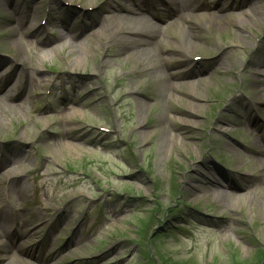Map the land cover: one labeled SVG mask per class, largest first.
Instances as JSON below:
<instances>
[{
  "label": "rangeland",
  "instance_id": "rangeland-1",
  "mask_svg": "<svg viewBox=\"0 0 264 264\" xmlns=\"http://www.w3.org/2000/svg\"><path fill=\"white\" fill-rule=\"evenodd\" d=\"M121 1L0 0V264H264V154L248 149L264 148V91L250 76L264 80V8L240 29L254 0L223 13L222 0H198L209 10L187 57L188 21L136 0L169 24L152 59L188 75L174 89L108 24ZM216 171L230 185L205 184Z\"/></svg>",
  "mask_w": 264,
  "mask_h": 264
},
{
  "label": "bare ground",
  "instance_id": "bare-ground-1",
  "mask_svg": "<svg viewBox=\"0 0 264 264\" xmlns=\"http://www.w3.org/2000/svg\"><path fill=\"white\" fill-rule=\"evenodd\" d=\"M229 0H222L221 3L218 5V9L220 13H223L225 11H230V10H238L241 8L242 5L234 2L235 0L230 1L231 5L227 6V2ZM142 2H144L142 0ZM161 5L164 6V8L166 7H171L170 10L171 12H173L175 15H180L179 20L180 21H188V24H190L191 26L190 29H184V31L182 32V36H181V40H180V49L181 51L187 56H191L190 53H192L193 49L197 46V40H195V34L194 31L191 30L192 26H196L197 24L195 23V21H193L195 18H197L199 21H201V17H203L200 13V11L203 10H209V8L207 7H202L198 4V0H161ZM87 4H92V0H88ZM252 8H250V10H240V13L238 15V17L235 19L234 23L239 25V28H243L244 26H246L247 24H249V22H252L253 24L255 23V20L253 19V12L254 9H258V10H262V8H264V2L263 0H254V3L251 4ZM142 5L140 3H138V1L136 0H128V2L124 3V2H120L118 4H116V6H113L110 14L108 15L107 19H108V24H110L111 28L116 31L118 34L122 35V40L125 42V46L128 48V50L134 52L135 54L139 55L140 57L144 58V61H146V58L149 57L150 62H147L148 65V69L149 73L156 77V78H164V81L167 82V80H165L166 75H169L172 80L176 79L178 81L173 82L171 81V83L167 82L168 85L172 86L174 89H181L183 87L182 82H180L181 80H185L188 75L184 74L183 72L177 71V72H173L167 71V67L166 64H164L165 62H168L171 57L170 56H165L163 54H159L157 55V58L155 60L152 59V55L157 53V49L156 46L159 45L160 47L163 44L161 35L163 33V31H167L169 28V24L164 25V26H160L159 24L155 23L154 21H152V19H148L145 15L141 14V12L145 9H143V7H141ZM144 6V5H143ZM11 12V10H10ZM123 12V13H122ZM140 12V13H139ZM134 15H136L134 17ZM160 17V21H165L166 17L159 15ZM213 18V16L210 17L209 21H211V19ZM214 18H218L220 19V17H214ZM126 22H129L130 24H133L132 27L128 28L127 26L121 25V24H125ZM22 23V21H20V24ZM258 24H264V19L262 21H260ZM18 25V24H17ZM225 26V25H224ZM98 36L103 37L104 34L103 32H100L99 34H97ZM79 36V35H77ZM233 43L239 47H243V46H249V44L247 43L246 40L243 39H239V38H234ZM82 54L78 55L76 58L73 59L74 62L78 63L81 62V60L85 59V54L88 52L87 47L86 46H82ZM56 49H50L47 51L42 52L41 54L43 56H48L51 53L55 52ZM206 50H209V48H207ZM212 50H209V53ZM193 63L191 62V59L187 65V69L189 70L188 67H190V64ZM235 64H232L230 67L225 68L222 67L221 69H223L222 73L226 74V75H230V74H234L235 70H234V66ZM166 71L168 73H166ZM189 73V71H188ZM257 71H252L250 73V76L252 78V85L253 86H258L261 87L259 89H262V91H264V80H262L261 82L258 80L257 77ZM240 77H245L247 76V72H244L242 74L239 75ZM9 82V79L7 77H3L0 78V90L4 89V84ZM198 86H203V79H198L197 81ZM148 86V83H145V87ZM8 95H10V92L8 93ZM3 101H1L0 99V111H4V106L1 104ZM186 121V120H184ZM172 137L176 138V135L172 134ZM177 139V138H176ZM248 149L250 150H254L253 152L257 155L262 156L264 154V148H257L253 149L251 147H248ZM6 162V160H5ZM8 162H11V160ZM259 162L261 163V167L264 168V158L262 156V158L259 159ZM3 167L6 166V164H2ZM7 175H13L16 174V169L15 167L10 168L9 170L6 171ZM202 178L204 179V181L206 182L205 184H209L211 185L212 188H222V186H228L230 185V183L225 180V177H223L220 173H218V171L214 172V174H212V176L210 177H206L205 174H203V172L201 173ZM228 195V193H222L221 195H219V199L220 201L225 200ZM240 199V198H238ZM258 202V199L256 197V195H251L248 203L249 204H256ZM261 217V216H260ZM9 218V213L5 212L3 209H0V223L4 224V222H6ZM41 218V216H40ZM0 238L2 241L3 238V234H0ZM0 244H2V242H0ZM1 248V245H0ZM7 254V253H6ZM6 254L4 253L3 255L0 254V260L2 259H6ZM28 255V253H27ZM36 260L39 261L38 256L36 257ZM20 262L21 260L18 259H12L11 263H6V264H13L12 262ZM23 264H30L28 262H26L25 260L21 261Z\"/></svg>",
  "mask_w": 264,
  "mask_h": 264
}]
</instances>
